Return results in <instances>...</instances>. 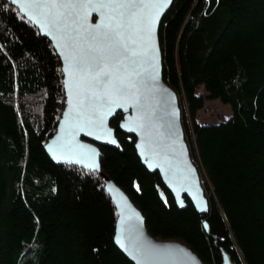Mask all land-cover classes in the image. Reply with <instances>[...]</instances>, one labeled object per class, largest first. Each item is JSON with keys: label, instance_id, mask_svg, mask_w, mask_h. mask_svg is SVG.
Returning a JSON list of instances; mask_svg holds the SVG:
<instances>
[{"label": "trees", "instance_id": "obj_1", "mask_svg": "<svg viewBox=\"0 0 264 264\" xmlns=\"http://www.w3.org/2000/svg\"><path fill=\"white\" fill-rule=\"evenodd\" d=\"M159 38L209 213L188 198L177 206L121 132L123 113L111 122L120 146L101 147L102 170L155 238L182 242L206 264L225 254L232 264H264V0H174ZM207 98L229 104L232 116L201 124ZM65 104L52 42L0 0V264H134L115 243L118 213L103 178L46 152Z\"/></svg>", "mask_w": 264, "mask_h": 264}, {"label": "water", "instance_id": "obj_2", "mask_svg": "<svg viewBox=\"0 0 264 264\" xmlns=\"http://www.w3.org/2000/svg\"><path fill=\"white\" fill-rule=\"evenodd\" d=\"M7 1L18 8L20 13L52 42L62 62L66 104L57 132L45 145L46 152L56 163L76 165L97 172L103 178L105 189L118 213L114 237L118 248L134 264H206L182 242L160 240L151 235L141 210L101 166V147L120 146L116 129L111 126V122L118 113H123L121 132L135 138V149L142 164L149 172L160 174L164 185L173 194L177 206L180 209L186 208L188 198L198 213H209V200L185 138L179 98L163 75L159 31L161 22L174 0H135L136 3L154 5L139 10L144 19L142 27L147 28L155 17L150 42H145L148 35L145 31L141 33L145 40L137 38V43L133 46L142 53L135 58V63L125 59L124 55H118V43L115 40L103 41L101 34L104 30L96 28L102 21L108 23L110 9H101L103 16L91 11L87 19L84 13L88 10L80 9L78 17L69 14L59 23H53L51 17L46 14L48 10L23 8L21 5L66 0H16L15 3L13 0ZM82 2L98 3L101 0ZM37 20L40 23H37ZM94 36L97 39L94 40ZM90 46L113 48V51L106 53L105 62L108 69L118 75L123 74L120 61L127 65V73L131 76L134 86L120 101L127 108L126 111L116 107L111 114H106L110 105L103 104L93 109L82 99L81 90L77 87L80 80L79 69L82 66L80 61L95 55L89 53ZM113 140L115 143L111 142ZM109 188L112 191H109ZM204 225L208 227L206 222ZM121 243L124 247H121ZM223 264H232L227 254L224 255Z\"/></svg>", "mask_w": 264, "mask_h": 264}, {"label": "snow or ice", "instance_id": "obj_3", "mask_svg": "<svg viewBox=\"0 0 264 264\" xmlns=\"http://www.w3.org/2000/svg\"><path fill=\"white\" fill-rule=\"evenodd\" d=\"M13 2L15 3L16 0H13ZM21 6L23 8L48 10L46 14L51 17L53 23H59L69 14L73 17H78V10L80 9L88 10L84 13L85 19H87L91 11H96L103 16L104 13L100 10L110 9L108 23L102 21L96 28L104 30L101 34L103 41L115 40L119 46L117 54L124 55L125 59L132 61V63H135L136 57L142 55L141 52H138L133 47L137 43V38L144 41L145 37L141 33L146 31L148 35L145 42H150L152 25L155 23V17H153L147 28L142 27L144 19L139 10L153 7L154 5L136 3L135 0H130V2H124V0L103 2L101 0L98 3L66 0V2H35ZM36 22L40 23L39 20ZM93 39L95 40L97 37L94 36ZM111 51H113L111 46H90L89 53H95V55H90L88 59L80 61L82 66L79 69L80 80L77 85L78 89L81 90L82 99L86 100L93 109L103 104L110 105L106 114H111L116 107L124 108L126 111L127 108L120 101L127 96L130 88L134 86L131 83V76L127 73V65L123 61H120L123 74L118 75L117 72L108 69L105 62L107 59L106 53ZM97 138L99 139V137ZM111 142L115 143V140ZM109 191H112V189L109 188ZM121 247H124L122 243Z\"/></svg>", "mask_w": 264, "mask_h": 264}, {"label": "rangeland", "instance_id": "obj_4", "mask_svg": "<svg viewBox=\"0 0 264 264\" xmlns=\"http://www.w3.org/2000/svg\"><path fill=\"white\" fill-rule=\"evenodd\" d=\"M198 94L207 96L203 87L198 89ZM232 108L229 104H224L219 99H206L204 108L199 111L197 119L203 125L221 123L228 120L232 116Z\"/></svg>", "mask_w": 264, "mask_h": 264}]
</instances>
